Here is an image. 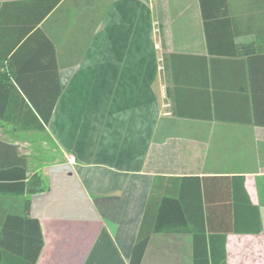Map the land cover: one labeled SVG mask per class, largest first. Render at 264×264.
<instances>
[{"label": "crops", "instance_id": "crops-1", "mask_svg": "<svg viewBox=\"0 0 264 264\" xmlns=\"http://www.w3.org/2000/svg\"><path fill=\"white\" fill-rule=\"evenodd\" d=\"M2 4L0 72L58 92L46 131L0 123L59 154L0 200L1 224L31 199L37 264H264V0H61L9 66L37 6Z\"/></svg>", "mask_w": 264, "mask_h": 264}, {"label": "trees", "instance_id": "trees-1", "mask_svg": "<svg viewBox=\"0 0 264 264\" xmlns=\"http://www.w3.org/2000/svg\"><path fill=\"white\" fill-rule=\"evenodd\" d=\"M33 1L37 6L36 19L23 33L18 35L12 47L7 51V53H10V51H13L11 49L14 46L19 45L13 52V59L8 60V66L11 63L17 65L16 58L23 52L25 46L31 40L38 38L39 34L43 36L39 24L61 0ZM6 6L7 4L0 5L1 10H5ZM26 35H29V38L23 42ZM2 65H4V62ZM32 65L36 66L37 62H33ZM21 76L25 78V74H21L18 71L14 74L8 71L0 72V118L4 119L0 123L10 125L15 130L20 131H46L56 106L58 92L51 101L43 103L42 99L45 97L46 90L42 87L27 86ZM255 122L259 125H264V120ZM45 144H48L53 149L51 152H55L54 143L46 142ZM57 160H59V154L54 156L53 160L48 161L47 164ZM235 179L237 180L236 192L238 193V184L240 182L241 192L244 194L246 203L249 204L250 199L245 189V177L236 176ZM46 189L45 181L39 171L37 169L31 170L30 157L27 150H22L19 144L0 135V195L32 196ZM30 207L31 199L28 198L25 203L24 214L8 213L0 224V264L38 263L44 247V236L40 220L30 215ZM257 225L255 231L260 233L263 227L258 212ZM145 244V239L138 241L135 247L136 252L137 249L139 250V246L143 247Z\"/></svg>", "mask_w": 264, "mask_h": 264}, {"label": "rangeland", "instance_id": "rangeland-1", "mask_svg": "<svg viewBox=\"0 0 264 264\" xmlns=\"http://www.w3.org/2000/svg\"><path fill=\"white\" fill-rule=\"evenodd\" d=\"M28 141L30 142V140ZM51 150L53 149L48 144L46 145L44 142H41V140L29 144L27 153H29L30 157L31 170H36L46 165L48 161H52L53 157L57 155V152H51ZM4 198H6V196L0 195V200L2 199L3 201ZM0 206L2 209H6V206L9 207L7 203L4 204L3 202L0 203Z\"/></svg>", "mask_w": 264, "mask_h": 264}, {"label": "built area", "instance_id": "built-area-1", "mask_svg": "<svg viewBox=\"0 0 264 264\" xmlns=\"http://www.w3.org/2000/svg\"><path fill=\"white\" fill-rule=\"evenodd\" d=\"M69 161H70L71 163H75L76 159H75V157L71 156V157H69Z\"/></svg>", "mask_w": 264, "mask_h": 264}]
</instances>
